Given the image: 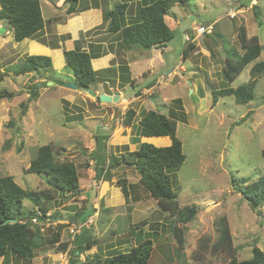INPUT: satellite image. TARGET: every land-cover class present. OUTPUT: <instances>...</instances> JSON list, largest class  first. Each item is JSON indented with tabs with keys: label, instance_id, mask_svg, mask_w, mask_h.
I'll list each match as a JSON object with an SVG mask.
<instances>
[{
	"label": "rangeland",
	"instance_id": "374dc122",
	"mask_svg": "<svg viewBox=\"0 0 264 264\" xmlns=\"http://www.w3.org/2000/svg\"><path fill=\"white\" fill-rule=\"evenodd\" d=\"M119 1L108 0V3L115 7ZM137 1L131 0L135 8L130 4L129 11L139 10L143 0L139 4ZM237 3L236 0L176 3L165 15L166 23L174 30L173 38L164 47L134 48L126 52L128 55L118 46L117 33L107 35V32L98 37L96 28H105V23L87 30L84 36L89 40L103 39L110 43V48L116 46L118 54L115 53L114 61L118 65L130 61L128 71L132 81L122 86L114 82L119 81L115 67H108L113 71L101 72L114 89L122 91L115 103L100 102L84 91L65 87V81L71 80L65 71H69L67 67L60 69L59 74L49 67L15 74L14 67L28 51L14 41L10 25L5 21L7 33L0 34L5 40L0 45V94L10 91L15 95L0 99V176L12 175L17 184L30 191H53L46 175L25 172L37 148L44 144L51 145L56 160L72 161L79 176L81 191L78 195L57 194L53 200L48 224L43 227V238L60 227V242L70 243L66 232L72 224L57 217H74L75 212L81 211V214H93L89 218V221L94 218L93 222H87L89 236L96 247L93 253L98 254L102 249L107 254L101 257L105 262L109 252L130 250V246L147 238L150 226L158 227L159 231L157 238L149 235L153 248L148 264H228L232 256L238 260L250 258L253 246L264 251V202L252 208L232 185V177L244 178L246 183L264 177V69L254 76L255 96L251 101L236 103L230 95L219 97L212 104V90L235 88L250 81V68L257 61H264V0L259 4L261 25L256 26V31L251 10L240 12L245 19L240 18L239 12H235V18L226 13L227 7ZM46 16L43 10V17ZM208 23L214 24L213 32L199 36L194 41V49L183 56L188 39L184 33L192 35L194 26ZM239 23L244 24L247 37L256 34L262 51L228 82L221 68L226 51H243L237 38ZM154 79V85L147 89L146 83ZM42 81H46L45 85H40ZM34 83V89H38L36 97L32 98L30 89ZM96 89L101 92L100 85L96 84ZM137 91L140 93L136 94ZM22 102L28 105L24 114ZM130 108L136 112L134 125L125 126L122 118ZM149 109L170 117L177 116L176 112L183 115L184 119L175 122L185 160L173 172V181L178 205L197 208L189 222L180 223L162 212L156 200L139 184L136 170L122 160L123 154L136 149V123L142 111ZM100 135H107V139L96 148V136ZM140 141L155 145L169 143L168 137H140ZM93 150L97 158H105L103 164L95 165ZM115 160L118 163L111 166ZM101 166L107 169L110 180L103 181L97 176L105 174ZM121 178L126 179L127 201L117 184ZM23 207L35 208L28 199L23 201ZM220 217L229 226L230 248H214L218 238L216 222ZM174 222L184 233L183 249L172 234L171 223ZM57 244H48L45 240L31 259L11 257L4 263L1 256L0 264H55ZM109 247L115 248L108 250ZM68 248L73 249V246ZM86 252V249L82 252L84 261L78 262L93 264L91 255Z\"/></svg>",
	"mask_w": 264,
	"mask_h": 264
},
{
	"label": "trees",
	"instance_id": "16d2710c",
	"mask_svg": "<svg viewBox=\"0 0 264 264\" xmlns=\"http://www.w3.org/2000/svg\"><path fill=\"white\" fill-rule=\"evenodd\" d=\"M69 4L67 11L73 12L78 0H64ZM190 0H143L141 7L129 16L128 20L123 12L127 3H118L115 7L105 11L104 18L108 20V31L117 33L118 46L123 51H130L134 48L142 47L149 50L152 47H164L174 36V30L169 27L165 21V15L176 3L188 4ZM139 4V3H138ZM252 11L257 24L260 25L261 9L259 4L252 6ZM120 14L122 16H120ZM0 19L6 20L13 33V39L16 42L25 38H36L41 33L44 26V19L41 14L39 0H0ZM119 32V33H118ZM190 35V34H189ZM237 38L242 48V53L226 51L224 65L221 72L228 82H232L242 71L245 65L255 60L262 51V45L256 35L247 37L246 29L243 24L237 27ZM192 35L185 41L183 56H187L189 50L194 49ZM234 53V54H233ZM65 65L72 73L73 83L77 84L79 90L95 86V84L107 81L103 70L113 71L110 68L103 70H94L91 65L92 56L96 53L80 49L76 46L73 49H64ZM43 67L52 68V61L46 55H27L21 63L14 67L15 74L28 72H37ZM119 84L122 86L126 82H131L129 68L126 64L119 65ZM264 69V61H257L250 68L251 80L237 87H224L218 90H212V104L222 96H233L236 103L246 104L251 101L254 94L255 75ZM106 71V72H107ZM154 81L146 83L147 88L154 84ZM40 82V81H39ZM42 81L40 85H45ZM33 84L30 89L31 97L37 95ZM133 85V83L131 84ZM135 87V86H132ZM140 92H136L139 94ZM14 92L3 91L0 99L3 97L12 98ZM177 101V99H174ZM22 113L27 110V103L22 102ZM180 108V106H179ZM173 114V112H172ZM177 116H167L155 110H144L136 123V134L134 141L137 144L136 149L127 151L122 155L125 164L133 167L139 174V184L156 200L158 208L173 217L175 221L186 223L191 221L197 213V208L191 206H179L177 201V192L174 189L173 172L178 170L185 160V154L182 151L181 140L176 136V119H184L183 115L176 112ZM136 112L128 109L124 115L123 123L125 126H133ZM74 119L77 116H72ZM96 148L107 139V135L96 136ZM140 137H168L169 144L155 145L151 142L140 141ZM94 153V150H93ZM92 157L95 165L104 163V159H99L96 154ZM264 153V148L262 149ZM108 160V159H106ZM115 160L111 166L117 164ZM100 170L105 174L97 175L104 180H110L107 176V169L101 166ZM26 173L42 174L48 177L47 183L53 186V191L44 189L40 191H30L17 184L12 175L0 176V257L6 263L11 257L16 259H31L35 250L41 247L45 240L48 244L57 242V251H63L68 247L67 242H60V227L51 231L49 237L43 238L45 226L43 223H33L32 218L37 217L41 222L49 219V209L56 195L60 196L68 193L70 196H76L80 193L79 176L75 164L72 161H58L50 144H44L37 148L35 156L30 160L26 168ZM246 179L240 180L232 177L234 189L242 194L247 203L255 208L264 202V177L256 181L246 183ZM125 200L129 199V193L126 186V179L121 178L117 181ZM30 200L34 209L23 207V201ZM81 211L74 213L78 221L84 222L88 215ZM56 215H53L55 217ZM81 217V218H80ZM11 219H16L11 221ZM218 238L214 243V248H230L231 236L229 226L223 217L216 222ZM158 227L150 226L146 232V237L140 240L136 245L130 246V250H116L110 253L107 262L101 260L98 254L90 258L93 264H148L153 241L149 235L157 238ZM171 231L176 239L179 248L184 247L183 232L176 223H171ZM130 233V232H129ZM89 236V230L84 227L73 239V249L70 250L69 264H80L78 255L75 251L81 253L93 245L94 240ZM115 247H109L111 250ZM228 264H264V251L259 247H252V256L248 259L238 260L232 256Z\"/></svg>",
	"mask_w": 264,
	"mask_h": 264
},
{
	"label": "crops",
	"instance_id": "0c3cea01",
	"mask_svg": "<svg viewBox=\"0 0 264 264\" xmlns=\"http://www.w3.org/2000/svg\"><path fill=\"white\" fill-rule=\"evenodd\" d=\"M138 0L137 4L139 3ZM238 3H243L245 6V10L242 13L247 12L249 9L248 13L251 10L250 7V1L249 0H236ZM262 0H258V4L261 3ZM44 2V4H43ZM125 2L127 3L126 9L123 12L124 16L126 17V20H128L129 16H133L135 12L129 11V5L134 4L131 2V0H120L118 3ZM234 2V1H233ZM232 2V3H233ZM40 3V9H41V14L43 17V10L44 13L45 11L47 12V16L44 19V26L41 31V33L38 35L36 38H25L22 41H19V43L22 44V46H25V49L28 51V55H46L51 58L52 61V69L57 71L56 73L59 74L60 69L63 71L66 69L65 65V57L63 55V50L64 49H73L76 46H78L80 49H84L89 52L96 53V55L92 56L91 58V65L94 70H103L108 67H115L116 68V73H120L119 70V65L117 62L114 61L115 59V53L118 52V49L116 46H108L110 43H105V40L100 39L97 41H92L89 40L87 37L84 36L85 32L87 30L93 29L98 27L99 25H102L105 23V28H96L99 32L97 33L98 37L101 36L102 34L107 33L110 34L111 32L108 31L107 29V21L104 18L105 11L109 10L112 8L110 6L111 4L108 3V0H78L76 2L75 10L73 12H68L67 8L69 7V4L66 3L64 0H39ZM117 3V4H118ZM44 5V7H43ZM176 5V4H175ZM175 5H173L171 8H173ZM135 8V4H134ZM57 12V13H56ZM252 12V17L255 22V31L257 30L256 26L257 24L256 19L254 18L253 11ZM242 13H239L240 18L245 19V15H242ZM247 13V14H248ZM67 16V17H66ZM6 20L0 19V27L4 28V32L0 34H6L7 33V28H6ZM261 25V23H260ZM97 32V31H96ZM82 33V34H81ZM115 33V32H113ZM186 33H184L185 36ZM256 35V34H253ZM82 36H84L82 38ZM91 36V35H90ZM89 37V36H88ZM112 37V36H111ZM259 39V38H258ZM5 42L3 37H0V45ZM117 49V50H116ZM123 51V50H122ZM124 54L129 51H123ZM118 54V53H117ZM128 55V53H126ZM125 60H127L125 58ZM113 62V64H111ZM162 61V60H161ZM159 62V67L163 66L165 63ZM128 68L130 69V61L127 63ZM118 65V66H116ZM176 66L172 67L175 68ZM69 69V68H68ZM68 73V76L72 79V73L69 69V71L65 70ZM66 72H63L67 75ZM61 74V72H60ZM56 75V74H55ZM104 78H107V76L104 75ZM110 79L113 82V78L110 77ZM118 79V78H117ZM155 80V79H154ZM65 82H73V81H65ZM114 82L119 84L118 80H114ZM104 82L98 81L96 84L100 85L103 84ZM107 85L112 89L113 91H118L120 94H122V91L119 90V88L114 89L111 85L110 80L107 78V81H105ZM96 84L92 89H94L96 92L100 91L96 89ZM154 85V84H153ZM152 85V86H153ZM151 86V87H152ZM150 88V87H149ZM124 89V88H123ZM148 89V88H147ZM75 90V89H73ZM76 92H83L84 90H79L76 89ZM85 92V91H84ZM100 93V92H98ZM143 138V137H142ZM169 139V138H168ZM170 142V141H169ZM169 144V143H168ZM167 145V144H166ZM92 208V207H91ZM66 232V231H65ZM96 247L92 245L88 250L86 249V253L90 254L89 258H92V256L95 255L93 253L94 249ZM97 254V252H96ZM101 257H106V253L100 249L98 252ZM102 260V259H101Z\"/></svg>",
	"mask_w": 264,
	"mask_h": 264
},
{
	"label": "clouds",
	"instance_id": "9594fccd",
	"mask_svg": "<svg viewBox=\"0 0 264 264\" xmlns=\"http://www.w3.org/2000/svg\"><path fill=\"white\" fill-rule=\"evenodd\" d=\"M250 1V7L252 8V6L253 5H256L257 3H258V0H256L255 2H253L252 0H249ZM229 8H235V12H242V11H244L246 8H245V6L243 5V3H237V4H234V5H232L231 7H227L226 9H225V11L227 10V9H229ZM239 10V11H238ZM252 10V9H251ZM235 16L236 15H234L232 18H235ZM239 24H243V23H239ZM208 25H212V30H211V32L210 33H207V34H203V35H208V34H211L212 32H213V23H208V24H206V26H208ZM244 25V24H243ZM199 25H197V26H194L193 28H192V41H196V39L199 37V36H202V35H196V31H195V28L196 27H198ZM189 34L188 33H186L185 34V39H186V37L187 38H189ZM78 89V88H77ZM76 90V89H75ZM98 93V92H97ZM94 213H96V212H94ZM93 216V214L92 215H89L88 217H87V220L86 221H84V222H80V221H78L77 220V218L74 216V218H76V221H69L71 224H75V225H81V227L79 228V231L73 236V237H71V235L69 234V229H67V235H68V239H70V243H68V247H70V245L71 246H73V239H74V237L77 235V234H79L80 232H81V230L84 228V227H89V225L87 224V222H89V223H92L93 222V220H94V218H93V220L92 221H89V218L90 217H92ZM68 217H70V216H68ZM72 218V217H71ZM42 230H43V228H42ZM66 248L65 250H63V251H57V255H58V259H59V254H61V253H65V252H67V256H68V264H69V262H70V257H71V254H70V250H72V249H69V248ZM75 254H77L78 255V260H80V261H84V259H82L81 257H83V254H82V252L81 253H78V251H75ZM58 259H56L57 261H56V263L55 264H57L58 263Z\"/></svg>",
	"mask_w": 264,
	"mask_h": 264
},
{
	"label": "water",
	"instance_id": "95a60500",
	"mask_svg": "<svg viewBox=\"0 0 264 264\" xmlns=\"http://www.w3.org/2000/svg\"><path fill=\"white\" fill-rule=\"evenodd\" d=\"M4 32V28L0 27V33ZM48 84H51V81L48 82ZM65 87L72 88V89H77L78 86L77 84L73 82H67L63 84ZM84 91L88 93L89 95L97 98L100 102L104 103H115L116 101L119 100L120 98V92L118 91H113L110 89V87L107 85V83L101 84V92L97 93L94 89L91 87L89 88H84ZM59 220L63 221H76V218L74 217H68V216H59L57 217ZM16 219H11V221H15Z\"/></svg>",
	"mask_w": 264,
	"mask_h": 264
},
{
	"label": "built area",
	"instance_id": "2783aa9c",
	"mask_svg": "<svg viewBox=\"0 0 264 264\" xmlns=\"http://www.w3.org/2000/svg\"><path fill=\"white\" fill-rule=\"evenodd\" d=\"M255 1L256 0H254L253 2H255ZM226 13H228L230 17H233L235 14V8L227 9ZM211 30H212V25H208V26L199 25L198 27L195 28L196 35L207 34V33H210ZM31 220L33 223H43L45 225H47L48 221H49L48 219H46V220L41 222L37 217H33ZM80 227H81V225L72 224V227L69 229V234L71 235V237H73L79 231ZM67 255H68L67 252L59 254V259H58L57 264H68V256Z\"/></svg>",
	"mask_w": 264,
	"mask_h": 264
},
{
	"label": "flooded vegetation",
	"instance_id": "af4514ba",
	"mask_svg": "<svg viewBox=\"0 0 264 264\" xmlns=\"http://www.w3.org/2000/svg\"><path fill=\"white\" fill-rule=\"evenodd\" d=\"M96 100H98V99H96Z\"/></svg>",
	"mask_w": 264,
	"mask_h": 264
}]
</instances>
